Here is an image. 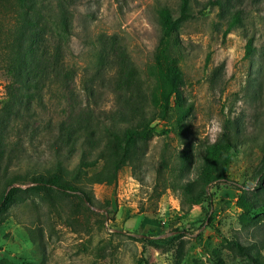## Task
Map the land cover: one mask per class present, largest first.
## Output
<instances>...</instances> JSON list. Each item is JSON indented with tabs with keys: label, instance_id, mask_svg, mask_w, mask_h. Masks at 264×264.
<instances>
[{
	"label": "rangeland",
	"instance_id": "rangeland-1",
	"mask_svg": "<svg viewBox=\"0 0 264 264\" xmlns=\"http://www.w3.org/2000/svg\"><path fill=\"white\" fill-rule=\"evenodd\" d=\"M48 1L55 9L53 0L28 5H42L44 12ZM181 1L69 0L62 63L73 77L68 88L30 100L27 131L2 111L12 75L0 51V193L6 180L12 181L6 188L15 187L0 205V264H264V0L235 1L242 22L225 36L227 11L187 0L191 15L178 22V48L170 53L179 95L167 116L154 119L116 179V145L104 130H96L99 147L88 153V166L77 168L78 154L65 161L63 176L90 201L30 187L28 161L21 160L24 154L49 158L46 136L57 121L116 112L112 87L120 76L138 85V102L147 106L150 88L159 87L153 57L164 26L161 11L176 17ZM15 12L13 0H0V34ZM248 37L253 49L245 54ZM108 42L117 54L103 67ZM53 45L48 35L49 49ZM227 139L237 151L225 175L218 162L214 179L205 183L203 168L215 161L206 159L207 149Z\"/></svg>",
	"mask_w": 264,
	"mask_h": 264
},
{
	"label": "trees",
	"instance_id": "trees-1",
	"mask_svg": "<svg viewBox=\"0 0 264 264\" xmlns=\"http://www.w3.org/2000/svg\"><path fill=\"white\" fill-rule=\"evenodd\" d=\"M29 0H13L16 7V16L12 18L10 28L0 34L1 58L5 62L6 69L10 72L9 80L4 84L6 101L2 111L10 115L22 125L24 131L31 127L30 121L26 118L30 112V100L37 98L42 100L47 91L53 87L60 89L62 85L68 88L72 79L73 69L66 63H62V44L69 33L68 20L70 13L67 8L69 0H53L56 3L55 9L48 1L43 12V6H29ZM235 1L239 0H207L203 7L217 6L224 13L230 14L227 26L222 35L225 36L233 27L242 22V9ZM187 7V0H182L179 13L172 17L168 10L161 11L164 23L161 36L156 45L153 57V73L159 79V87L150 88L147 97V106L139 104L138 96L140 91L137 84H130L127 76H120L112 90L118 99L119 108L110 111L104 117L87 115L83 119L69 122L57 121L53 127L48 128L46 146L51 151L49 158L33 160L21 157V160L28 161L27 174L31 177L30 187L49 193L55 189L61 192L72 193L88 202V193L77 184L67 181L63 176L65 161L69 156L78 154L81 160L78 169L88 166V153L98 148L99 143L96 137V130H104L107 138L116 145L117 161L113 165V177L117 178L119 169L124 165V159L136 144L142 142L149 136L152 129L151 123L154 119L165 118L171 107L173 97L179 95V72L171 64L170 53L172 47L178 48L175 38V30L181 19L190 16ZM50 17V21L46 20ZM2 16L0 17V22ZM48 35L53 38V48L49 49ZM103 41V40H102ZM108 49L102 52L101 62L105 67L107 61H113L117 51L112 42H108ZM253 49L252 38L248 37L245 44V54L251 53ZM90 97L95 96L92 86L88 87ZM29 99V101H28ZM101 119V120H98ZM21 128V129H22ZM9 134H5L8 137ZM2 147V146H1ZM237 147L230 139L213 142L207 149L206 159L214 162H206L203 168L205 183L214 179L213 170L220 163V175L224 171L230 158L236 153ZM10 152V151H8ZM223 153V155H221ZM11 156L7 155V160ZM16 164L20 167L18 154L14 155ZM51 161V162H50ZM30 162V163H29ZM51 163V165H49ZM263 163V162H262ZM262 167V164L260 168ZM62 175V178L60 176ZM64 177V178H63ZM11 180H6L5 187L0 193V205H4L15 189ZM210 221L211 216L208 215ZM239 250L244 252V247L236 242Z\"/></svg>",
	"mask_w": 264,
	"mask_h": 264
},
{
	"label": "clouds",
	"instance_id": "clouds-1",
	"mask_svg": "<svg viewBox=\"0 0 264 264\" xmlns=\"http://www.w3.org/2000/svg\"><path fill=\"white\" fill-rule=\"evenodd\" d=\"M221 129L217 126L216 131H220Z\"/></svg>",
	"mask_w": 264,
	"mask_h": 264
}]
</instances>
